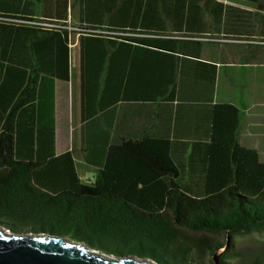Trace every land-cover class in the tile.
<instances>
[{
  "label": "trees",
  "instance_id": "trees-1",
  "mask_svg": "<svg viewBox=\"0 0 264 264\" xmlns=\"http://www.w3.org/2000/svg\"><path fill=\"white\" fill-rule=\"evenodd\" d=\"M242 1L264 6V0ZM30 2L52 5L54 21L47 26L33 15L5 13L16 10L21 0H0V219L37 234L85 242L106 255L151 259L156 264L187 261L191 247L179 240L178 229L229 239L264 229V164L256 151L238 145L237 119L229 114L228 105L216 108L225 112L229 124L217 121L214 108L207 143L190 145L189 153L184 147L176 155L172 147L168 152L166 142L146 137L108 146L101 139L96 144L81 139L85 162L96 168L88 183L78 177L70 152L55 156L51 112L40 119L36 104L50 105L53 80H68L64 29L68 0ZM74 4L76 28L85 35L79 39L81 58L88 51L124 47L156 53L159 66L165 59L176 63L184 56L198 58V39L218 30V19L228 9L215 0H75ZM206 13L214 25H208ZM52 52L58 58L53 59ZM54 60L60 72H52ZM101 76L92 79L99 91L92 101L99 109ZM81 77L84 104L90 97L84 96ZM224 246L205 248L210 255L221 251V259H227ZM193 249L198 251L197 246ZM260 251L264 255V248ZM225 259L220 263L227 264Z\"/></svg>",
  "mask_w": 264,
  "mask_h": 264
},
{
  "label": "crops",
  "instance_id": "crops-1",
  "mask_svg": "<svg viewBox=\"0 0 264 264\" xmlns=\"http://www.w3.org/2000/svg\"><path fill=\"white\" fill-rule=\"evenodd\" d=\"M215 1L228 9L218 19V30H211L209 38L198 39V58L179 56L176 63L165 59L159 66L156 53L124 47L101 53L88 51L81 58L79 39L85 35L76 28L77 4L68 0L64 22L68 32V80H53L52 101L50 105L36 104V115L42 119L51 112L54 155L70 152L80 180L83 177L77 170L75 154L81 157L80 170L93 172L91 180L96 173V168L85 162L81 139L84 144H96L101 139L108 146L146 137L166 142L168 152L172 147L176 155L189 153L190 145L203 147L207 143L214 108L217 121L229 124L218 106L228 105L232 108L229 114L236 115L235 134L240 147L249 150L250 144L258 153L264 146V103L260 102L264 97V85L260 83L264 72L257 77L249 75V70L264 69V6L242 0ZM33 4L21 0L16 10L5 13L33 15L42 25L54 21L52 5ZM205 16L208 25H214L209 13ZM50 56L58 58V53ZM57 65L54 60L52 72L61 71ZM98 73L102 74L99 82L104 89L101 109L92 101L99 94L92 81ZM81 75L84 96L90 97L84 104Z\"/></svg>",
  "mask_w": 264,
  "mask_h": 264
},
{
  "label": "water",
  "instance_id": "water-1",
  "mask_svg": "<svg viewBox=\"0 0 264 264\" xmlns=\"http://www.w3.org/2000/svg\"><path fill=\"white\" fill-rule=\"evenodd\" d=\"M0 264H156L134 256H108L82 242L46 233H5L0 228ZM217 264V263H216Z\"/></svg>",
  "mask_w": 264,
  "mask_h": 264
},
{
  "label": "rangeland",
  "instance_id": "rangeland-1",
  "mask_svg": "<svg viewBox=\"0 0 264 264\" xmlns=\"http://www.w3.org/2000/svg\"><path fill=\"white\" fill-rule=\"evenodd\" d=\"M264 69H253L249 70V75H253L257 77L260 73H263ZM260 83L264 85V76L260 79ZM261 103H264V97L260 100ZM259 140V139H258ZM263 140V139H261ZM261 142V141H259ZM254 148V147H253ZM249 149H252L251 145L249 144ZM259 152L258 159L259 162L264 164V146L258 148ZM75 163L79 175L83 177L82 182L88 183L91 180V171H81L80 170V162L81 157L78 154L74 155ZM76 170V169H75ZM77 173V172H76ZM84 175V176H83ZM92 181V180H91ZM0 228L6 232L16 233V234H34V232H30V227L25 228H17L11 225H8L3 219H0ZM28 229V230H27ZM179 232V240L184 242L186 245L191 247V251L187 261L183 264H193L192 261L195 259L200 260L197 264H221V259L223 252L216 251L210 255V251H207L205 247H210L211 249L217 245H224V252L226 251L229 256L225 259V263L227 264H264V255H262L261 248H264V229L259 231H249L248 233L238 234L233 236L231 239L227 238L226 235H214L205 232H189L183 229H178ZM47 234V233H46ZM57 236V235H55ZM63 237V236H62ZM69 239V237H65ZM87 247H90L85 242H82ZM197 246V250L195 248ZM240 249L242 251H249V255L244 257L243 253L237 251ZM253 252H258L257 258H253ZM113 256V255H108ZM118 257V256H117ZM259 257V258H258ZM221 259V260H220ZM260 260V261H259ZM159 264H175L172 261L167 262L166 260L163 263Z\"/></svg>",
  "mask_w": 264,
  "mask_h": 264
},
{
  "label": "bare ground",
  "instance_id": "bare-ground-1",
  "mask_svg": "<svg viewBox=\"0 0 264 264\" xmlns=\"http://www.w3.org/2000/svg\"><path fill=\"white\" fill-rule=\"evenodd\" d=\"M4 231V230H3ZM5 233H9V234H12V233H10V232H6V231H4Z\"/></svg>",
  "mask_w": 264,
  "mask_h": 264
}]
</instances>
